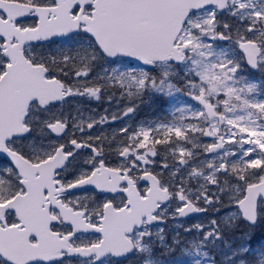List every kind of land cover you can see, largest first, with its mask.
Masks as SVG:
<instances>
[{
  "label": "snow or ice",
  "instance_id": "obj_1",
  "mask_svg": "<svg viewBox=\"0 0 264 264\" xmlns=\"http://www.w3.org/2000/svg\"><path fill=\"white\" fill-rule=\"evenodd\" d=\"M0 264H264V0H0Z\"/></svg>",
  "mask_w": 264,
  "mask_h": 264
}]
</instances>
